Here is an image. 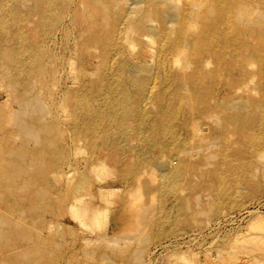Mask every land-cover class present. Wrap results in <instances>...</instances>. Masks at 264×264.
I'll return each instance as SVG.
<instances>
[{"label":"rangeland","instance_id":"374dc122","mask_svg":"<svg viewBox=\"0 0 264 264\" xmlns=\"http://www.w3.org/2000/svg\"><path fill=\"white\" fill-rule=\"evenodd\" d=\"M165 1L0 0V215L5 204L40 205L24 216L35 231V221L60 215L66 203L113 205L100 191L114 188L116 202L136 204V239L128 254L118 247L122 258L111 254L117 248L87 245L97 251L90 264H264V0ZM165 10L176 22L164 23ZM144 18L154 30L142 36ZM194 25L187 55L164 56ZM131 67L150 94L134 87ZM120 94L137 109L123 137L117 124L89 121ZM19 97L39 99L42 108L25 116L38 139L15 120ZM172 204L179 209L164 211ZM149 213L156 225L145 229L144 245L137 217ZM1 245L0 232L4 264ZM133 248L145 250L143 260ZM7 264L21 262L11 253Z\"/></svg>","mask_w":264,"mask_h":264},{"label":"bare ground","instance_id":"6f19581e","mask_svg":"<svg viewBox=\"0 0 264 264\" xmlns=\"http://www.w3.org/2000/svg\"><path fill=\"white\" fill-rule=\"evenodd\" d=\"M153 1L154 0H152V2ZM168 1H170V0H168ZM170 2L168 3V6H165V7H169ZM99 3H100V1L98 2V4ZM165 3H167V2L165 1ZM99 5L101 6V3ZM101 7L103 8L104 6L102 5ZM170 7H172V6L170 5ZM239 7H241V6H239ZM102 8H101V11L105 10ZM173 10H174V8H173ZM235 11L238 13L239 9H238V11L237 10H235ZM241 11H242V9H241ZM243 11H244V7H243ZM137 12L140 13L139 11H137ZM102 13L104 14V11H102ZM208 13H210V12H208ZM208 13H205V14H208ZM213 13H214V11L211 10V14H213ZM241 13H243V12H241ZM144 14H145V12H144ZM146 14H148V16H149L150 13L148 12ZM211 14L209 16H211ZM163 15L165 17L164 23L176 22V20H175L176 15L175 14H171L170 12L165 10V11H163ZM193 15L194 14H192V16ZM240 15L242 17V14H240ZM244 15L246 16L245 13H244ZM148 16L146 15V17H148ZM103 17L104 16H102V19H104ZM237 18H239V17H237ZM237 18H236V20H237ZM105 20H107V18ZM143 20L145 22L149 19L146 20L144 18ZM237 21H240V20H237ZM240 22H242V21H240ZM260 22H262V21H260ZM152 23H154V20H149V21L144 23L142 28L139 27V30L143 32V33L139 32V35L143 36V35L147 34V33H145V31L148 30V32H149L150 30H154ZM236 23L238 24V22H236ZM141 24H140V26H141ZM257 25L260 26L261 28L263 27L262 29H264V24H262V23L259 24L257 21ZM257 25H256V27H257ZM253 26H254V24H253ZM198 29L195 27V25L189 26L186 30V33L184 35L180 36L175 41V43H171L169 47H166L165 49H163L164 50L163 55L167 56V55L173 53L174 50L178 49V53L186 56L187 55L186 49L190 50V48H191V44H190L191 42L188 40V33L196 31ZM239 31H240V28H239ZM250 32H252V31L250 30ZM252 33H254V32H252ZM147 35H150V34H147ZM199 39H201V38H199ZM199 42L201 43V40ZM200 45H202V44H200ZM198 47H197V49H198ZM255 52L257 53L258 56H261V52L258 48L256 49ZM196 53H199L198 55L202 54V52H199V49H198V51L196 50ZM262 55H264V54H262ZM6 59H8V58H6ZM10 62H11V59H10ZM7 63H8V61H7ZM2 64H4V63H2ZM12 64H13V62H12ZM7 66H11V65H7ZM7 72L8 71L6 70L5 79L8 78ZM129 72H130V79L132 80L134 87L138 90H140V89L145 90L147 88L146 81L143 80V78L137 76L136 75L137 73L136 74L134 73L136 71H134L133 67L130 68ZM121 78H122V75L120 74L118 77V81ZM180 78H181V80H186L185 79L186 77H184V79H183V77L181 75H180ZM9 86H14V85L12 84V82H10ZM119 90H120V87L116 86L115 92H117ZM150 91L151 90H149V88H148L146 91V94H148V93L150 94ZM149 98H147V96H145V93L141 94V96L139 97L140 104H142L143 106H146ZM15 99H16L17 103L22 105L20 110L14 112L15 120L17 121V123L20 126L22 131H24L28 135L33 136L35 139H38L39 130L37 129L38 131H36L33 125H29L25 120V116H28L30 114L29 112L34 111V109L36 110V109L41 107L38 104L39 99L37 97L32 99V101H35L37 104V106L36 107L34 106V108L30 107L32 101L30 102L29 100H26L23 97L22 98L19 97V98H15ZM137 106H139V105H137ZM28 108H31L33 110L28 111ZM121 113L123 114V116L120 117ZM135 113H137V109L135 108L134 104H129L128 98L122 97L120 94L117 96L115 95L113 97V100L110 101L109 110H105L102 114L100 113L99 115L96 114V115L90 116L89 121H93V122L97 123L96 118H98V120L103 119L104 121H106L109 124H113V123L117 124V126L121 129V131L119 132V135L121 137H123L125 135H128V132L130 131V130L126 129V126H125L126 123L136 121ZM139 116H140L139 119L143 120V115H139ZM189 116H190V114H189ZM179 117H180V115H179ZM192 117H193V115H192ZM226 118H225V120H226ZM229 120H230V118H229ZM229 120H227V121H229ZM137 121H138V118H137ZM109 124H108V126H109ZM182 125H184V124H182ZM138 132H140V131H138ZM109 136H110V134L104 135L105 139ZM92 137H93V140L95 141V143H94L95 148L100 149L102 147V144L100 145V141L102 140V137L99 134H97V131H95V133L93 134ZM97 140H99V141H97ZM258 141H256V142H258ZM106 156L110 160H114V156H112V155H106ZM43 167H44V164H43ZM4 175H6V174H4ZM111 189L112 190L109 189L110 192H106L105 190H102V191H100V194L103 195L104 197H105V195H110L112 197V199L109 200L107 198L106 200L114 202L113 205L104 206L101 201H100L101 206H99L97 204V202H95V203L90 202L88 204H81L78 202L66 203L67 205L64 209V212H62L60 215H56V216L55 215H51V216L43 215V217H42L43 221L42 222L38 223L37 221H35L34 222L35 227L37 226L35 231H33V230L30 231V228L27 227L26 225H23V223L26 221V218H25L26 213H29L30 217H31L36 210H42V207L40 205H31V206L23 209L22 207H18L16 205L5 204L3 206V209H2V214L0 215V228H2V231L0 230L1 239H2L1 251L3 252V254L5 253L1 259V262H3L4 264H7L8 260H9V256L11 255V253H14V255H16L17 260L20 261L21 264H90L89 262H91V260H93V257L96 255V252H97V251L95 252V250L92 247L87 249V245H90L92 243H96V244L97 243H103L104 246H103V244H100V245H102L104 248L108 247V249H116L117 248L116 253L114 250H113L114 252L112 250H110V251H112L111 254L112 253H114L112 255L116 254L115 257L117 255L118 256L121 255V258H122V254H123L122 252L123 251L118 250V247L120 249H123V248L131 249L132 247L130 248L128 245H130L136 239V237L131 235V232H132L133 227H134V224L131 221V218L133 216L132 212H133L136 204H134V202H132L130 200L122 201L121 203L116 202L117 191L114 188H111ZM37 192L40 194L50 195L49 191L45 188L39 189V190H37ZM92 198L95 199V196L92 195ZM108 203L111 204V202H108ZM188 203H186V205H185L186 206L185 213H186V211L188 212V211L192 210V209L187 210V207L190 208L189 205L187 206ZM166 207H167V209H164V211L170 210V211H168L169 214L173 213L172 210H174V209L176 210V208H177V210L179 209V207L175 204L167 205ZM82 208H85L86 212H84L82 210ZM164 211H163V213H164ZM65 214H68L71 216L74 224H76L80 228V230H77L74 228V226L71 224V219L70 218L68 219L65 216ZM189 217H191V215ZM137 218H138L139 222L144 223L143 228H142L143 229V231H142L143 237L140 239V241L141 242L143 241L144 245H147L150 242L146 243V244H145V242L147 239L148 240H150V239H149V237H147V235L145 236V234H144L145 229L147 227H151L153 225H156V223L153 222L152 214H150V213L138 215ZM51 231H53L52 234H51ZM11 235L13 236V240L11 239ZM71 237H73V239L68 240V238H71ZM177 245L178 244L175 242V244L173 246V250L177 249V247H176ZM100 247H97V249L98 248L100 249ZM163 247L167 248L165 246H163ZM104 248H102L103 251H104ZM128 249H126V250H128ZM134 249H136V248H133V250ZM167 249H169V248H167ZM110 251H109V254H110ZM135 251H133V252L135 253ZM143 251H145V250L143 249L140 251H138V250L136 251L137 255L135 254V256H136L135 258L139 259V261L143 258V254H142ZM128 253H129V250L127 251V254ZM179 256H177V257H179ZM187 256H190V254ZM167 257H169V256L167 255ZM181 257H180V259H182ZM186 257L184 258V260L186 259ZM111 258L114 259L113 257H111ZM124 258H126V256ZM131 258H133V257H131ZM127 259H128V257H127ZM130 260H132V259H130ZM94 261H95V259H94ZM151 261H152V256H150V258L147 262H151ZM186 261L187 260H185L184 264H186V263L189 264V262H186ZM194 262H196V261H194ZM127 264H130V261H129V263L127 262ZM144 264H146V263H144ZM169 264H171V263H169Z\"/></svg>","mask_w":264,"mask_h":264}]
</instances>
